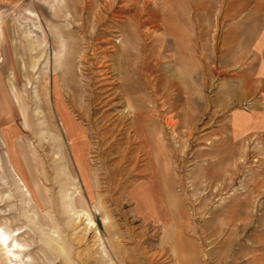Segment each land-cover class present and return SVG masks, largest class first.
Returning <instances> with one entry per match:
<instances>
[{
	"label": "rangeland",
	"instance_id": "rangeland-1",
	"mask_svg": "<svg viewBox=\"0 0 264 264\" xmlns=\"http://www.w3.org/2000/svg\"><path fill=\"white\" fill-rule=\"evenodd\" d=\"M235 1L0 0V178H22L5 154L25 144L45 200L21 207L0 181L25 264H264V139L229 124L260 95L239 85L264 45ZM71 184L101 245L67 206Z\"/></svg>",
	"mask_w": 264,
	"mask_h": 264
},
{
	"label": "bare ground",
	"instance_id": "bare-ground-1",
	"mask_svg": "<svg viewBox=\"0 0 264 264\" xmlns=\"http://www.w3.org/2000/svg\"><path fill=\"white\" fill-rule=\"evenodd\" d=\"M55 1V0H54ZM29 15L31 16V17H35V15L33 14V13H29ZM141 25H142V23H141ZM137 26H138V24H137ZM136 26V27H137ZM135 32H136V30H134ZM105 32H106V30H105ZM32 31L31 32H29V37H32L31 35H32ZM44 38H45V36H44ZM62 42H61V50H60V52L61 51H63L64 49L63 48H66V46L64 47V41L63 40H61ZM39 42V41H38ZM45 42V40L43 39V42H41V45H42V43H44ZM123 44H124V41L122 42ZM124 46H126V43L124 44ZM31 50H35V48H31ZM57 59H59L58 57H56ZM59 63V62H58ZM34 64L32 65V69L34 68ZM121 80V79H120ZM119 85V84H118ZM118 85H115V86H118ZM127 86V85H126ZM125 85H119L118 86V88H119V92H114L115 94H116V96L118 97V96H120V97H124L125 95H128V94H130V93H132V89H129V88H131V86L128 88V87H126ZM134 87V86H133ZM117 89V88H116ZM90 96H92V100L95 98V95L93 94V93H90ZM95 99H97V98H95ZM114 98H112V100H113ZM111 100V99H110ZM110 100H108V102H106L105 104H104V106L105 105H107V103H109L110 102ZM126 109H128L129 110V112L132 114V117L136 114L135 113V111L136 110H138L139 109V107H140V104H135V102L134 103H132V99L130 98V97H128L127 99H126ZM56 109V108H55ZM90 111V113H92L93 112V110H92V108L89 110ZM18 112V111H17ZM35 114H38V112L36 111V113ZM134 114V115H133ZM87 118V117H86ZM124 118V117H123ZM61 119V118H60ZM59 121V120H58ZM71 123V122H70ZM41 124H42V122H41ZM61 125V124H60ZM62 125H64L65 126V124H63L62 123ZM72 127V126H71ZM67 128V130L71 133L72 131H71V129L67 126L66 127ZM141 129V126H139L138 127V130H140ZM65 130V129H64ZM79 130V129H78ZM141 131V130H140ZM68 132V133H69ZM146 133V131L144 132V134ZM62 135V134H61ZM113 138V137H112ZM10 144H9V146L11 147V154H9V153H6L5 155V160H6V162L8 163V165H10L11 164V162H14L17 166H18V169H19V172H20V176L22 177L21 179H20V177L19 178H17V179H13L12 180V178H11V181L10 182H7L6 180H7V176H5L4 175V177H1L0 178V181H3L4 182V184L5 185H2L3 187H6V188H4L3 190H7V192H8V195H9V198H7L8 200H11L12 198H13V195H11L10 193H9V187H13V189H15L18 193H19V199H18V202L20 203V206H21V204H24L26 201L27 202H30V201H32L33 202V204H35L36 205V207H37V200L39 201V202H41L42 204H44L45 203V200H44V196H43V192H42V190H41V186H40V184H39V181H37V179H36V176L34 175V173L32 174V172H31V170L33 169H31V167H30V162H29V159H28V156L29 155H27V151H26V149H25V144H19L18 142L16 143V144H13V142L12 141H10L9 142ZM70 143V142H69ZM25 145V146H24ZM29 145H30V143H29ZM29 145H28V148H29ZM12 147L14 148V149H12ZM30 147H31V145H30ZM27 148V149H28ZM30 150H33L32 148L30 149ZM31 153H32V151H30ZM29 153V152H28ZM30 154V153H29ZM111 154V153H110ZM80 159V158H79ZM131 159H132V157H131ZM131 159H130V161H131ZM134 159H135V157H134ZM21 160V161H20ZM1 161V160H0ZM127 161H129V160H127ZM136 161V160H135ZM134 161V162H135ZM132 162V161H131ZM130 162V163H131ZM18 163L20 164V163H22V165H23V170H21L20 169V166L18 165ZM77 163H78V167L79 168H81V165H80V163H79V161L77 160ZM133 163V162H132ZM117 164V163H116ZM116 164H115V166H116ZM119 164V163H118ZM134 164V163H133ZM134 167V166H133ZM86 168V167H85ZM116 169V168H115ZM0 170L3 172V166H2V164H1V162H0ZM123 171H121V173H122ZM24 174H25V176H24ZM123 174V173H122ZM14 175H16V174H14ZM18 176V175H17ZM85 178V177H84ZM92 180V179H91ZM9 183H11V184H9ZM78 185V184H77ZM77 185H75V184H71L70 185V189H71V192H69V193H64V194H67V198L66 199H68V202L69 203H67L68 205V208H70L71 209V212L73 213V211H75L74 209L72 210V203H73V197L74 196H72V195H74V194H78V193H80L79 191H80V187H78ZM5 190V191H6ZM149 190H151V189H149ZM69 191V190H68ZM67 191V192H68ZM140 194H139V196H138V200H139V202H141L140 204L142 205V208L144 209V210H149V213L150 212H155V208L153 207V205L151 204V199H149V194H150V191H148V190H146V189H143V190H140ZM34 195H35V198H34ZM140 197H142L143 198V200H141L140 199ZM0 201H2V199H0ZM67 201V200H66ZM31 202V203H32ZM1 203V202H0ZM30 204V203H29ZM143 205L145 206V207H143ZM24 206H26V205H24ZM22 207V206H21ZM27 208V207H26ZM23 210V209H22ZM25 211V210H24ZM23 211V212H24ZM97 211V210H96ZM28 212V211H27ZM26 212V214H28ZM40 212V211H39ZM25 213V212H24ZM148 213V212H147ZM25 215V214H24ZM73 215L76 217V219L77 220H82L83 221V224H84V232H89V231H91V232H94V235H95V238H96V240L100 243V245H101V242H103V241H101V237H100V234H99V232H98V230L96 229V225H95V223L93 222V220L91 219V217H90V215L85 211V210H83V209H81L80 211H78V212H75V213H73ZM21 218V217H20ZM25 218V217H24ZM23 219V218H22ZM21 219V220H22ZM79 220V221H80ZM103 220V228L105 229V230H107V228H108V220H107V217H104V219H102ZM26 221H28V220H26ZM9 221H5V223L4 224H0V249H1V251L3 252V254H4V256L7 258V260H8V262H9V264H25L26 263V261H27V259L29 258V256L27 255V252H28V248L30 249V245L29 244H32V242H29V244H28V242H24V240H23V238H21V234L25 231V226H21V227H17V228H11L10 227V225H9V223H8ZM24 222H25V220H24ZM76 222V221H75ZM27 223V222H26ZM30 224V223H29ZM54 224H52V226H53ZM28 227V226H27ZM39 227V226H38ZM54 227V226H53ZM11 228V229H10ZM52 228V227H51ZM50 228V229H51ZM57 229H58V227H56ZM53 229V228H52ZM51 229V231H52V233H54V231ZM57 229L55 230V231H57ZM26 232V231H25ZM28 233V232H27ZM55 234H57L56 232L54 233V235ZM25 235V234H24ZM58 235L59 234H57V237H58ZM36 237V236H35ZM56 237V236H55ZM59 238V237H58ZM52 239H50V241H51ZM46 241V243L49 241V240H45ZM50 241H49V243H50ZM53 241V240H52ZM60 241V240H59ZM53 243V242H52ZM55 244H56V247L58 246L59 247V249H62V247L60 246V243H56V242H54ZM53 243V244H54ZM53 244H52V246H53ZM101 248V247H100ZM102 248H103V246H102ZM102 253L104 254V252H103V250H102ZM28 254H30V251H29V253ZM102 254V255H103ZM108 255V254H107ZM104 257H106L105 255H104ZM106 258H109L108 256L106 257ZM107 260H109V259H107ZM114 261V260H113ZM104 262H106L105 260H104ZM104 264H112L111 263V260H110V262L108 261L107 263H104ZM114 264V263H113Z\"/></svg>",
	"mask_w": 264,
	"mask_h": 264
},
{
	"label": "crops",
	"instance_id": "crops-1",
	"mask_svg": "<svg viewBox=\"0 0 264 264\" xmlns=\"http://www.w3.org/2000/svg\"><path fill=\"white\" fill-rule=\"evenodd\" d=\"M234 4L235 9L233 10L238 14H242L237 17L238 23L250 21L248 23H251L255 32L254 35L256 34L255 37L253 36V46L254 44L258 45V43L264 45V0H236ZM261 31H263L262 34H260ZM249 69L251 71L246 75L250 79L239 86L240 88L244 87L249 94L260 95L251 101L249 106L246 107L247 110L237 109L231 115L229 121L231 137L242 139L244 135L251 134L264 139V54L258 55L256 59L254 58V62ZM241 90L244 91V89ZM6 133L7 129L1 131L3 139L6 138L4 137Z\"/></svg>",
	"mask_w": 264,
	"mask_h": 264
}]
</instances>
